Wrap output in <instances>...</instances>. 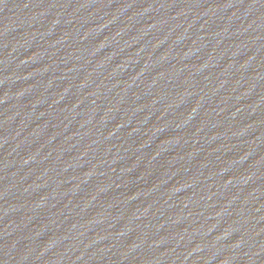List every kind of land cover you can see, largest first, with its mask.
I'll return each instance as SVG.
<instances>
[{
    "label": "water",
    "instance_id": "water-1",
    "mask_svg": "<svg viewBox=\"0 0 264 264\" xmlns=\"http://www.w3.org/2000/svg\"><path fill=\"white\" fill-rule=\"evenodd\" d=\"M0 264H264V0H0Z\"/></svg>",
    "mask_w": 264,
    "mask_h": 264
}]
</instances>
